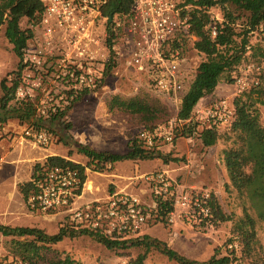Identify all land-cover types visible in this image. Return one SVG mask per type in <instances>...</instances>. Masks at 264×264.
Listing matches in <instances>:
<instances>
[{
    "label": "rangeland",
    "instance_id": "1",
    "mask_svg": "<svg viewBox=\"0 0 264 264\" xmlns=\"http://www.w3.org/2000/svg\"><path fill=\"white\" fill-rule=\"evenodd\" d=\"M232 10L235 15H239L236 28L237 32L241 33L245 29L248 14L235 7H232ZM210 13L215 18H223L220 6L211 7ZM21 26L24 29H32L33 34L42 29L38 23H29L25 18L22 19ZM5 27L0 26V81L5 77L9 80L20 79V85L29 92V97L36 102L38 111L42 114L54 112L57 107L64 108L72 103L78 93H85L71 105L64 117V120L70 123L63 131L67 143L60 140L62 134L52 133L51 146L43 148L24 136L23 129L27 123L17 118L0 123V224L36 227L47 234L58 233L63 227L72 228L71 219L66 212L43 214L31 211L19 189L21 182L30 180L35 165L43 163L44 152H52L58 156L68 154L73 162L86 166L87 182H94L92 191H89L92 194L85 200L105 198L115 191L126 190L138 194L146 204L152 206L156 198L146 176L164 170L180 188L208 190L223 213L230 217L229 220H220L214 215L213 224L202 227L193 218L181 217L172 222L169 214L160 215L156 207H150L153 208V219L140 238L149 235L165 242L181 255L198 261L216 256L228 257L227 264H264V203H255L249 192L238 189L232 183L224 160V150L237 144L232 123L219 126L217 142L212 146H204L199 134L203 122L194 119L193 123H197V126L193 133L183 134V122L176 118L179 106L165 97L153 94L143 86L139 88L142 79L132 69L127 70L124 62L110 70L105 67L103 85L92 90L80 89L75 86L73 78L67 75L63 67V49L60 43H54L55 55L48 59L43 67L34 66L29 62L26 64L23 59V67L19 70L20 58L5 35ZM250 44L252 49L240 65H253L251 73L260 78V84H264V29L258 28L250 33ZM187 53L194 64H199L205 59V55L198 52L192 44H189ZM98 57V62L104 64L109 53L102 48ZM239 66L230 72L234 81L224 77L215 93L208 96V104L219 98H228L235 103L236 98L251 90L235 94L234 83ZM140 94H147L165 106L166 116L159 123L163 126L172 123L175 142L160 144L157 151L161 157L122 160L103 170H95L89 158L78 151V144L96 151L128 152L129 142L137 138L145 124L137 114L111 108L110 102L116 95L129 98ZM2 95L0 88V99ZM17 101L15 97L11 104ZM256 107L259 110L260 123L264 126V105L257 103ZM247 214L255 219V233L249 243L236 225L244 222ZM12 239L13 236L1 238L0 264H9L10 260L16 258L10 249ZM51 248L53 251L48 252L47 259L40 260L38 264H51L48 258L53 257L55 251L62 255H71L80 264H129L145 250L144 246L133 245L132 241H127L126 247L108 248L94 233L66 236L62 241L52 244ZM145 262L182 264L169 258L155 246L150 249Z\"/></svg>",
    "mask_w": 264,
    "mask_h": 264
},
{
    "label": "built area",
    "instance_id": "2",
    "mask_svg": "<svg viewBox=\"0 0 264 264\" xmlns=\"http://www.w3.org/2000/svg\"><path fill=\"white\" fill-rule=\"evenodd\" d=\"M44 11L38 26L23 50L26 64L43 67L54 57V43L63 49L61 62L67 75L80 89H96L103 85L106 64L119 66L123 62L142 79L140 83L153 94L165 97L179 106L183 95L192 83L198 64L188 55L189 44L197 39L192 30L190 10L186 0H132L129 12L106 13L111 0H40ZM112 15V17H111ZM222 21L223 18H215ZM211 27L212 37L218 33L216 22ZM260 29H264L261 24ZM31 41V42H30ZM109 53L104 64L98 62L100 49ZM252 49L247 46V53ZM246 53V54H247ZM253 65H240L235 77V94L260 85V78L251 73ZM105 85V84H104ZM137 87V89H139ZM29 92L19 85L16 98H28ZM30 98V97H29ZM234 101L215 99L211 104L199 102L190 119H196L210 127L230 124L235 120ZM183 120L184 122L190 121ZM182 121V120H180ZM24 136L47 148L52 134L27 125ZM137 138L148 150L158 149L160 144L175 142L172 123L154 128H143ZM108 164L107 167H111ZM155 198L172 201L169 218H193L199 226L211 224V193L208 190L180 188L166 171L148 174ZM78 168L55 165L44 168L34 180V188L26 201L31 211L43 214L66 212L71 227L89 230L96 236L131 241L140 237L153 219V208L136 194L118 190L105 198L78 203L84 188ZM9 264H30L15 258Z\"/></svg>",
    "mask_w": 264,
    "mask_h": 264
},
{
    "label": "trees",
    "instance_id": "3",
    "mask_svg": "<svg viewBox=\"0 0 264 264\" xmlns=\"http://www.w3.org/2000/svg\"><path fill=\"white\" fill-rule=\"evenodd\" d=\"M132 3V0H111L105 11L108 14L111 12L127 13L131 10ZM185 3L193 5L189 12L192 30L197 37L193 41V47L205 55V59L196 68L195 77L183 95L176 115L178 121L182 120L183 122L181 124L182 133L192 134L197 126V123H193V119H190L195 106L203 97L212 95L224 77L229 81H234L230 72L234 71L246 57L247 46L250 44V33L258 29L261 24H264V0H186ZM213 6H220L223 10L222 21H215L212 18L210 8ZM232 7L248 14L245 29L241 33H238L236 28L239 15H235ZM43 11L44 4L40 0H0V26H6L5 35L9 42L13 44V49L20 58L19 70L23 67V50L28 40L33 36V30L22 28L21 21L25 18L29 23L37 24ZM214 21L217 24L218 33L215 37H212L210 25ZM116 65L109 62L106 70H110ZM19 85L20 79L18 78L9 80L5 77L0 81V88L3 92L0 99V123H5L10 118H17L38 130L44 129L55 135L62 134L60 140L67 143L63 131L70 126V123H67L64 117L71 105L78 101L77 99L85 92L78 93L73 98L72 103L64 106V108L57 107L54 112L42 114L38 111L36 102L32 101L29 96L26 99L18 100L15 104H11V101L16 97ZM257 103L264 105L263 83L236 98L234 103L236 117L232 122V127L236 133L237 144L224 150V160L232 183L238 189L249 192L255 203H264V126L259 120L260 114L258 107H256ZM110 107L139 115L146 128L155 127L166 116L164 115L166 112L165 106H162L158 100H153L147 94L129 98L116 95L112 98ZM188 119L190 121H183ZM218 127L219 125L208 127L203 124L199 134L204 146H212L217 142L219 138ZM78 151L89 158V162L95 167V170H103L109 163L113 164L122 160L161 157L157 149H146L138 138H134L129 142V151L126 153L96 151L83 144H78ZM55 165L78 168L82 181H86V166L62 156H49L44 163L35 165L31 180L20 184L19 189L25 202L34 188V180L38 178L41 171ZM210 203L212 208L210 223L213 224L215 221L214 215L220 220L230 219L223 213L214 197H212ZM156 209L160 215H168L172 209V201L156 198ZM236 225L249 243L255 233V219L247 214L245 221L236 223ZM80 233L91 234L93 232L78 230L73 227H63L58 233L47 234L36 227L0 224V241L3 236H13L11 252L14 256L21 257L30 264H38L40 260L47 259L48 252L52 250V244L62 241L66 236L72 237ZM97 239L108 248L126 247L128 241L98 236ZM131 241L133 245L144 246L145 250L132 259L129 264H146L147 255L153 246L160 249L169 258L182 264L229 263L228 257L216 258V256H212L205 261L187 258L170 248L165 242L149 235ZM48 261L51 264H80L71 255H62L57 251H55L53 257L48 258Z\"/></svg>",
    "mask_w": 264,
    "mask_h": 264
},
{
    "label": "crops",
    "instance_id": "4",
    "mask_svg": "<svg viewBox=\"0 0 264 264\" xmlns=\"http://www.w3.org/2000/svg\"><path fill=\"white\" fill-rule=\"evenodd\" d=\"M215 93V92H214ZM208 96H210V95H207V96H205V97H203L199 102H206V101H208ZM207 103V102H206ZM26 127H24V129H25ZM24 129H23V131H24ZM51 146V145H50ZM55 153H52V152H44L43 153V163L46 161V159L49 157V156H52V155H54ZM62 157H64V158H66V159H68V160H71V161H73V159H71V158H69V155L68 154H66V155H62ZM76 163V162H75ZM81 164V163H80ZM83 165V164H82ZM31 178H32V176H31ZM31 178H30V180H31ZM27 181H29V180H27ZM26 181V182H27ZM22 183V182H21ZM87 183H88V185H87ZM87 185V186H86ZM93 185H94V182L93 181H90V182H87V178H86V181H85V184H84V188H83V190H82V193H81V195H80V197H79V200H78V203H83V202H85V201H88V200H85V199H89V195H91L92 193H90L89 191H92L91 189L93 188ZM22 194V193H21ZM94 195H95V193H94ZM82 200V201H81ZM85 200V201H84ZM91 200V199H90Z\"/></svg>",
    "mask_w": 264,
    "mask_h": 264
},
{
    "label": "water",
    "instance_id": "5",
    "mask_svg": "<svg viewBox=\"0 0 264 264\" xmlns=\"http://www.w3.org/2000/svg\"><path fill=\"white\" fill-rule=\"evenodd\" d=\"M111 17H112V15H111Z\"/></svg>",
    "mask_w": 264,
    "mask_h": 264
}]
</instances>
